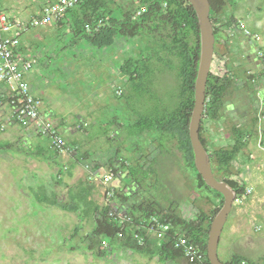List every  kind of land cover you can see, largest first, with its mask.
<instances>
[{"label":"trees","instance_id":"obj_1","mask_svg":"<svg viewBox=\"0 0 264 264\" xmlns=\"http://www.w3.org/2000/svg\"><path fill=\"white\" fill-rule=\"evenodd\" d=\"M227 2L231 1L209 0V17L214 34L217 16L223 12ZM141 8H145L144 13L135 16ZM119 14V17L112 15L106 0H82L68 12L70 42L74 44L81 41L84 45L99 50L112 47L118 38H137L141 41L143 47L139 48L140 50L136 49L134 55L129 54L125 57L122 65L119 66V71L124 76L125 83L132 88V94L128 97L132 104L146 99L153 106L151 115L143 114L144 118L135 119L134 124L138 126L133 130L138 134H146L147 130L156 133L151 137V142L156 144V148L152 156L149 155L153 158L146 162L145 169L127 167L125 175L150 193L147 196L142 195L139 202L135 203L130 202V198L123 195L116 187L113 202L119 207L118 211L130 219V222L122 227L109 216V213L113 212V207L105 206L103 203L97 204L89 198L95 186L87 182L80 181L72 186L67 191L64 201L58 200L54 193H51L52 200L43 197L38 201H48V205L72 212L81 220L91 219L93 228L84 237V242L91 247L93 256L97 258L109 259L124 251L138 254L149 260H156L158 264H176L182 260V256L180 251L173 248L174 238L183 236L206 251L207 233L211 220L223 202L222 196L208 188L196 172L188 138V122L193 105V84L199 55L197 19L186 0H138L137 5L126 11L120 10ZM100 18H107L105 25L98 32L86 33L85 26L94 27ZM234 21L231 18V22ZM161 68L170 71L175 77V92L173 91L167 98L168 102L151 89L155 82V75L161 72ZM246 78V81L241 84V89L252 87L254 76L250 75ZM232 79V76L227 75L215 76L210 71L205 89V99L209 98V101L205 103L202 121L206 117L212 121L219 119L222 98L228 93L231 94L236 87ZM261 114L264 115V108ZM141 121L146 125L141 124ZM257 123V119L253 118L250 130L231 126L233 142L228 150L210 151L202 135L203 127L201 126L199 130V139L210 154L215 178L225 182L235 194L243 192L245 186L242 185L237 189V183L229 179L223 157L226 154H239L249 138L256 139L259 134ZM168 142L172 145H168ZM173 146L174 149H171ZM51 152L56 157V153L53 150ZM178 155L181 161V164L177 165L181 166L179 171L183 169L187 172L193 177L195 189H204L218 202V206L211 211V216L207 217L199 211L193 217L185 218L179 211L181 199L179 195L175 196L171 191L167 179L168 168L172 169L171 166L176 159L178 160ZM215 164H218L219 170L226 168L223 178H219L214 173L217 167ZM95 171L97 170L94 169L93 172ZM60 172L54 177L57 184L61 183ZM97 174L98 172L95 175ZM150 177L153 181L148 186L146 181ZM114 179H117L116 175ZM149 187L151 190L148 189ZM172 195L174 197H171ZM38 197L39 195H36V198ZM151 217L171 226L160 238L148 233L145 227L144 221ZM136 235L142 236V244L135 239ZM205 263L209 264L207 258ZM223 263L252 264L237 254Z\"/></svg>","mask_w":264,"mask_h":264},{"label":"rangeland","instance_id":"obj_2","mask_svg":"<svg viewBox=\"0 0 264 264\" xmlns=\"http://www.w3.org/2000/svg\"><path fill=\"white\" fill-rule=\"evenodd\" d=\"M38 1L40 0H29L22 3L36 5L39 3ZM43 1L46 2L45 4L55 2V0H42V3ZM137 1L138 0H106V3L111 9L112 15L119 17L120 10L126 11L137 5ZM230 1L231 2H227V5L221 13L223 19L225 18L229 23H239L238 26H240L241 30L244 29L248 31L251 36L257 33V36L260 37L259 47L264 50V0ZM231 18L235 21L231 22ZM220 19L222 18L220 17ZM225 19L222 21L223 23ZM254 26H256V28H254ZM119 44H122L123 47H118L117 45ZM230 44L232 54L237 55L234 50L233 42L230 41ZM83 46L85 50L86 48H90L84 45V43ZM142 47L141 41L137 38H118L115 40L113 48H105L107 50L99 49L108 53V55L105 53L106 56L100 54L99 57H96L98 60L104 59L102 69L107 71V75H101L103 73L99 66L101 62L98 61L96 68L100 76H97L96 81H98V84L104 81L107 88L103 89L105 93L102 95L99 94V90L94 94L89 93L91 99L95 100V102L93 101L92 103H95L97 108H95L96 112L93 116V124L86 127V132L93 134V139L99 140V143H94L95 149L89 151V158L92 160L99 159L103 162H107V156L113 155L115 157L118 148L121 149V154L123 155L124 153L123 156H127L128 158L133 157L135 150H139L138 153L142 155L145 152L144 148L148 146L149 140L156 134L152 130V132L147 130L146 136L137 135L135 130H133V134L130 133L131 129H134L131 124L135 122V119L140 117L144 118L145 116H143V114L146 116L151 115L153 106L150 102H147L146 99L144 101L140 100L141 103L132 104L128 98L132 94V88L129 84L123 82L121 87H116L114 83H111L110 78L107 77L113 75V72L114 81L117 79L119 80L120 77L119 68L111 71L112 68L110 67L108 59L113 62L116 60L115 55L120 54V65H122L125 57L129 54L134 55L136 49L138 50ZM94 50L99 51L96 49ZM219 50L217 46V54ZM232 60H234V58L230 60L231 63H229V66L233 63ZM216 61V55L214 54L210 67V70L214 73L220 70V68H216V65H219ZM85 62L87 63V60ZM234 62L235 64L237 63V61ZM106 63H108L107 67ZM96 68H94V70H96ZM228 70L231 72V69L228 68ZM246 72L243 82L246 81L245 79H247L246 77L249 76L248 73L251 71L248 70ZM157 74L158 75H155V82L151 89L154 93H159L158 95L168 102L167 98L170 97L173 91L175 92V77L170 71H165L163 68H161V72ZM77 76L78 77H76L74 81L78 82L80 88H86L88 86L94 91L93 84L88 81L85 71ZM55 80H58L62 86H67L68 83L66 82H68V79L62 81L58 77L50 78L52 86H55V88L59 87L57 90V97H61L63 96L60 90L62 86L56 84L58 86L56 87V85L53 84ZM94 86H96V84ZM100 87L103 88V86ZM244 88L245 90L248 89L247 87ZM62 89L65 91L64 87H62ZM117 89L122 92L121 97L115 96L114 92ZM255 90V87H253L250 91V95H255ZM82 94L83 93H77V98L73 99L76 106L86 104V96H81ZM1 97L0 95V98ZM3 97H5V99L0 102V105L8 106L6 103L7 93L4 94ZM69 97L72 98V95H69ZM241 97L245 98L246 95L245 97L243 95ZM49 101L50 99L47 98L46 95L43 96V105H47ZM262 107L264 108L263 100L261 101L259 109ZM262 109L259 111L262 112ZM212 122L208 123V121L203 120L201 124L204 129L202 135L206 140L208 148L210 151H216L218 149L228 150L233 142L231 133L225 132L222 134L226 129L221 127L222 130H220L221 128H218V130L217 123L214 125ZM115 124H120L121 126L129 125V128L127 126L126 129H123L124 133H126V138H123V141L126 142L125 146H123L122 142L116 141L115 138H112V141L108 143L102 137L105 133L108 135L112 131L114 134L117 133L119 137V131L115 127ZM141 124L144 125L145 123L141 121ZM0 125L4 126L3 123H0ZM260 125L262 130L264 128V123ZM21 127L22 125L16 126L17 135H21L22 131L25 129ZM9 130L10 128L7 129L6 135ZM111 134L112 133H110L109 136ZM6 135L0 132V143L5 141L0 145V264H158L156 260H149L138 254L124 251L109 259H100L93 256L94 254L91 247L87 246L84 242V237L89 234L93 228L92 220H81L72 212L63 211L58 207L48 205V201H38L39 198L43 197L52 200V192L64 199L66 195V186H73L76 184L77 180L85 177V173L75 176L73 174L71 177L63 176V182L57 184L55 179H53L54 172L52 171V166H50V169L37 162H32L33 168H29L28 165H26V157H22L19 154L16 156L17 152L14 149L16 141L11 138L2 139L4 137L6 138ZM17 135L15 136L16 138ZM35 135L36 137L34 136V139L36 140H40V137H43L38 134ZM101 137L103 139H101ZM258 138H260L259 135H257L255 141H257ZM261 143L264 145V139L261 140L260 143H257V147L258 145L261 146ZM168 145L172 144L168 142ZM171 149H174V146ZM238 155L239 154L224 155L223 161L227 168L226 172H228L229 179L234 182L240 181L241 184L245 186V189L250 188L251 194L247 196L242 204L236 206L232 205L220 236L217 255L221 262H227L232 254H237L243 256L247 262L252 264H264V152L261 154H256L255 152L248 153L246 159H243L242 155H239L241 158ZM45 157H47L49 161V157H52V155L48 153ZM177 158L178 160L176 159L173 166H171L172 169L170 170V168H168L169 172L167 174V179L170 183L169 186L171 187V191L174 192L175 196L179 195L181 199L179 211L185 218H191L199 211L207 217L209 215L211 216V211L218 206V202L204 189H195L193 177L183 171V169L179 171L181 168V166H177L181 164L179 155ZM16 160H18V162H16ZM243 161H247V163ZM224 169H220L216 172L219 178L224 177ZM60 170H62V168ZM129 179L130 178H128V181L125 179L126 181L124 182L121 180V182L129 183ZM95 184H97L95 190L99 191L100 195L102 187L98 181H96ZM36 195H39V197L36 198ZM171 197L174 196L172 195ZM232 223L240 224L243 236L246 237L240 242H238V240L235 241L233 245H230V248H225V232ZM232 235L234 239H236L239 234L235 232ZM176 264L187 263L182 259Z\"/></svg>","mask_w":264,"mask_h":264},{"label":"crops","instance_id":"obj_3","mask_svg":"<svg viewBox=\"0 0 264 264\" xmlns=\"http://www.w3.org/2000/svg\"><path fill=\"white\" fill-rule=\"evenodd\" d=\"M26 1L29 0H0V13L6 14L12 18H16L26 24L31 19L39 17L42 7L46 5V2L43 1L42 3V0L38 1L39 3L36 5L22 3ZM219 16L222 19H220V17H217L218 21L216 20L215 23L216 31L214 54L216 55V62H218L220 65L219 66L215 64L216 68H220V70L215 73L211 70L210 71L212 74L218 77H223L226 75L228 77L232 76V80L236 87L231 94L228 93L222 98L223 103L219 119L217 121L212 122V120L206 117V119L204 120L208 121V123L212 122L214 125L215 123H217V129H220L221 127L225 128L226 131H223L222 133L224 134L225 132L231 133V126L239 128L241 130H250L252 129L251 120L253 118H256L258 121V135L260 137L258 138L259 141H257L260 143V141L264 139V128L262 130L260 128V124L264 123V120H259V118L264 117V115H262L259 111L262 109H259V107L261 101L264 98V77L262 75L260 65L255 60V51L257 48H259V45L257 46L252 41V38L247 37L240 27H235L234 32L229 35V31L227 30L229 29V23H223L222 21H224L225 18L223 19L221 14ZM68 17L69 16L67 13L65 19L61 22H54L52 24H49L48 26L40 28H27L22 34L20 48V53L27 56H32L36 60L31 75L28 77L30 90L35 96H37L41 100L40 111L43 117L51 120L60 130L61 136L65 142V152L62 155L56 154V157H54L51 152L52 150L50 149L49 141L47 140V138L40 137V140L34 139V136L36 137V132L31 126H22L25 129L22 131L21 135H17L16 126L18 124H15L8 120V114L10 110L9 107L6 105H0V123L4 124V126L0 125L2 126V130L0 132L1 134L6 135L7 129L10 128V130L6 135V138L4 137L2 139L11 138L12 140L16 141V146L14 147L15 151L17 152L16 156L17 154H19L22 157H26V165H28L29 168H33L32 162H37L47 168H50V166H52V171L54 172L53 179L62 168V171L60 172L61 183L63 182V176L71 177L73 174L75 176L85 173V177L83 179L77 180L76 184L82 180V182H87L96 186V181H98L100 184V178L98 177V174L95 175L96 172H98L100 168H103V171H105L106 168L115 167L117 172V179H115L112 184L114 186V189H116L117 187L123 195L130 198V202L132 201L138 203L140 197H143L142 195L147 196L150 192L148 190L142 189L144 187L141 188L137 185L135 181H130L129 179V183H122L121 180H123L124 182L126 181L125 179H127L128 181V177H126L125 175L127 167H131L132 169H138V167H143L145 169L146 162L150 161L151 158H153H150L149 155L152 156L153 152L155 151L156 144L154 142H151L150 139L148 146L144 148L145 154L143 153L141 155L140 153H138L139 150L137 149L138 151L135 150V153L133 154L132 158L123 156L124 153L122 155L121 149L119 148L116 151L117 155L115 157L113 155L107 156V162H103L99 159L92 160L89 158V151L91 149H95L94 143H99V140L97 141L96 139H93V134H91L90 132H86V127L93 124V116L96 112L95 108H97L95 106V103H92L93 101L95 102V100L91 99L89 93L94 94L98 90L100 95L105 93L103 89H106L107 87L105 86L104 81L99 84L98 81H96L97 76H100V73L96 68V64L98 63V61L101 62L99 64V66L101 67V72H103L101 75H107V71H105V69H102L104 65V59L102 58V60H98L96 59V57H99L100 54L105 55V53L108 55V53L104 51L107 49L95 51L94 48L91 49L92 47L86 48V51L81 41L74 44L71 43L70 28L68 25L70 23V19ZM254 28H256V26H254ZM254 35H257V33H255ZM230 41L233 42L234 50L236 51L237 55L232 54V51L230 49ZM117 46L123 47L122 44H119ZM217 46L220 49L218 54ZM119 55L120 54L115 55L116 60L113 62L108 59V61L110 62V67L112 68L111 71H114V69L116 70L120 66L121 60L119 58ZM233 58V63L229 66V63H231L230 60ZM86 60L87 63L85 62ZM234 61H237V63L235 64ZM107 65L108 63H106V67ZM94 68H96V70H94ZM228 68L231 69V72L228 70ZM248 70L251 71L250 73H248L249 76H254L251 89L255 87V95H250V93H247L244 88H240L241 84L243 83L244 76L247 73L246 71ZM83 71H85L88 77V81L93 84L94 91L88 86L86 88H80L78 86V82L74 81V79L78 77L77 75H79ZM119 76V80L117 79L116 81H114V72L113 75L107 77L110 78L111 83H114L116 87H121L123 82H125V78L121 74V72H119ZM52 77H58L62 81H66V79H68V82H66L68 83L67 86H62L58 80H55L53 82V84H59L60 86L65 88V91L64 89H62V87L60 89L63 93V96L57 97V90L59 89V87L57 85L56 87L58 88L52 86V82L50 81V78ZM95 84L96 86H94ZM100 86H103V88ZM6 93V88L0 84V95L3 96ZM77 93H83L81 96H86L85 105L82 104L80 106H76L74 104L73 99L77 98ZM45 95L47 96V98L50 99L47 105H43L42 103L43 96ZM69 95H72V98H70ZM242 95L244 97L246 95V97L243 98L241 97ZM121 96L122 92L119 97ZM251 98L255 100V105L252 104ZM134 123L135 122H133L131 125L135 128L138 125H135ZM120 126V124H115V127L119 131H117L120 135L119 137L117 133L114 134L113 131L110 132L112 133L110 135L111 138L109 136L110 133L108 135L105 133L102 136L106 142L110 143V141H112V138H115L116 141L122 142L123 146H125L126 142L123 141V138H126V133H124L123 129H126L127 126L129 128V125L121 127ZM220 130H222V128ZM130 133L133 134V129H131ZM16 135L17 138L15 137ZM137 135L139 134L137 133ZM140 135L146 136L147 134L144 133ZM102 137L101 139H103ZM255 140V137H251L248 139L247 143H245V146L239 153V155H242L243 159H246L248 153H262L259 146L257 147L258 142ZM4 142L5 141L1 142L0 145ZM262 143L261 147L264 146L262 145ZM49 152L51 153V155H53L54 158L49 157L50 160L48 161V158L45 156ZM121 161L122 163H120ZM16 162H18V160H16ZM245 163H247V161ZM215 166H217L214 170V173L216 174V172L219 170V167L218 164H215ZM94 169L97 171L93 172ZM152 181L153 178L150 177V179L146 181V183H148L147 185L150 186ZM239 183L241 184L240 181ZM71 187L72 186H66V194ZM101 189L103 193L101 192V194L99 195V191H96L94 188L89 197L97 204L103 203L102 198L104 196V189L103 187ZM148 189L151 190L150 187ZM56 198L58 200L64 201L66 199V195L64 199L58 197L57 195ZM118 208L119 207L117 206V210ZM241 230L242 229L240 224L232 223L229 225V227L226 229L224 236L225 248H230V245H233L235 241L238 240V242H240L244 237H246L243 236ZM235 232L239 234L236 239H234V236L232 235ZM233 255L234 254H232L231 257Z\"/></svg>","mask_w":264,"mask_h":264},{"label":"built area","instance_id":"obj_4","mask_svg":"<svg viewBox=\"0 0 264 264\" xmlns=\"http://www.w3.org/2000/svg\"><path fill=\"white\" fill-rule=\"evenodd\" d=\"M82 0H55V2L46 4L42 7L39 17L31 19L26 24L16 18H12L6 14L0 13V84L7 88V105L9 106L8 120L22 126H31L36 134L47 138L49 146L58 155H62L66 148L64 139L61 136L58 127L49 119L43 117L40 112V99L35 96L30 90L28 77L31 75L33 66L36 60L32 56H27L20 53L22 34L24 31L31 28H40L48 26L54 22H61L65 19L66 14L73 10ZM145 8H141L135 13L139 16L144 13ZM217 20V19H216ZM107 18H100L94 24V27L85 26L86 33L92 31L98 32L105 25ZM218 21V20H217ZM229 23V21L225 20ZM227 25V24H226ZM228 26V25H227ZM226 26V27H227ZM235 27H240L238 24L229 23L227 29L229 35L234 32ZM243 33L252 38V41L258 46L260 37L250 35L248 31L243 29ZM255 60L261 67L264 77V50L260 47L255 51ZM116 96L121 95L119 89L115 90ZM5 97L0 98V102ZM209 98L205 99V103ZM264 120V117L259 118ZM262 120V121H263ZM2 126H0V131ZM260 150L264 152V147L258 145ZM117 174L115 167L106 168L100 178V184L104 189L103 204L113 207V212L109 213L117 224L122 227L130 222V219L117 210L114 204L115 189L113 181ZM238 187L242 186L239 181L236 182ZM235 193V192H234ZM251 194V189L247 188L241 193H236L233 205H240ZM147 231L154 234L158 238L162 237L169 229L170 224L159 221L155 217H151L144 221ZM135 239L139 244H142L143 238L141 235H136ZM173 248L181 252L182 259L187 264H206V252L199 246L191 243L183 236H177L173 241Z\"/></svg>","mask_w":264,"mask_h":264},{"label":"water","instance_id":"obj_5","mask_svg":"<svg viewBox=\"0 0 264 264\" xmlns=\"http://www.w3.org/2000/svg\"><path fill=\"white\" fill-rule=\"evenodd\" d=\"M186 1L195 13L199 32V55L193 84V105L188 122V138L196 172L200 175L204 184L218 192L223 199L222 205L212 218L209 226L206 240V258L209 264H225L219 260L217 249L222 229L233 205L235 193L225 182L215 178L211 167L210 154L199 139V130L205 109L206 83L214 56L215 36L209 17V0ZM103 172V168H100L98 177H101Z\"/></svg>","mask_w":264,"mask_h":264},{"label":"flooded vegetation","instance_id":"obj_6","mask_svg":"<svg viewBox=\"0 0 264 264\" xmlns=\"http://www.w3.org/2000/svg\"><path fill=\"white\" fill-rule=\"evenodd\" d=\"M214 36H215V34H214ZM214 44H215V42H214ZM250 91H251V89H248V90H247V93H248V92L250 93ZM251 102H252L253 105H255V100H254V99L251 98ZM251 102H250V103H251Z\"/></svg>","mask_w":264,"mask_h":264},{"label":"bare ground","instance_id":"obj_7","mask_svg":"<svg viewBox=\"0 0 264 264\" xmlns=\"http://www.w3.org/2000/svg\"><path fill=\"white\" fill-rule=\"evenodd\" d=\"M237 24V23H236ZM239 24V23H238ZM261 134V133H260Z\"/></svg>","mask_w":264,"mask_h":264}]
</instances>
